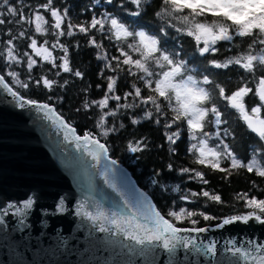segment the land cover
I'll list each match as a JSON object with an SVG mask.
<instances>
[{"label":"snow or ice","instance_id":"1","mask_svg":"<svg viewBox=\"0 0 264 264\" xmlns=\"http://www.w3.org/2000/svg\"><path fill=\"white\" fill-rule=\"evenodd\" d=\"M95 3L105 5L103 11L97 15V9H88L93 13L91 18L73 24L69 9L58 7L56 0H38L34 5L26 0H0V91L10 96L16 107L35 110L63 135L64 141L89 157V167L119 198L108 209L90 199L87 202L91 208L86 207V202L77 201L74 213L90 221L100 233L122 236L123 241L130 242L112 241L127 250L125 264H135L133 257L142 258L144 264H157L161 252L167 254V264H174L178 249L216 257L218 242H204L201 235L211 228L225 229L235 224L264 227V198L250 194L251 190L236 193L234 200L242 204L243 210L216 216L206 210L210 202H226L220 194L201 187L199 191L186 190L178 200L196 204L203 199L202 208L180 206L176 210L174 198L165 213L155 203L153 193L132 183L118 159L113 158L110 137L128 127L125 119L133 127L150 123L162 130L168 151L175 156V146L186 133L187 153L193 157L192 164L199 167L177 169L169 163L168 172L201 185L209 184L202 168L224 173L223 180L241 170L264 180V0ZM150 10L154 20L142 23ZM78 33L96 50L95 58L102 63L97 75L106 82L96 85L97 90L103 91L99 99L90 98V88L83 89L84 99L75 109L85 114L99 110L93 128L78 129L60 111L64 96L55 95L57 90L66 91L74 83V79H65L63 74L84 79L85 73L72 67L71 46L61 40ZM49 36L53 38L51 43ZM40 37H44L42 42ZM185 37L194 44L191 58H186L182 47H166L170 39L182 41ZM18 41L24 42L26 50L22 53ZM57 49L62 54L54 56ZM224 52L232 54L218 59ZM43 65H51L48 73L55 70V77L61 79L49 74L34 76V70ZM20 67H26L25 80L15 70ZM230 68L242 70L234 88L227 86L229 81L217 79L219 71H211ZM122 88L125 90L121 95ZM33 89L48 93L46 99L32 98L29 93ZM233 124L243 128L254 142L249 145L248 156H240L235 149L237 128ZM157 147L163 149L164 145ZM125 149L135 158L150 150V146L146 137H140L129 139ZM161 179V172L155 171L150 184L154 189L167 191L169 186ZM252 187L264 192L255 180ZM94 190L90 185L89 198ZM171 191L184 190L177 184L171 186ZM34 203L32 196L4 203L0 206V225L5 223L4 217H26ZM65 204L61 197L56 212H65ZM19 223L23 225L24 219H19ZM224 243V251L235 258L230 264H264V241L227 239Z\"/></svg>","mask_w":264,"mask_h":264},{"label":"water","instance_id":"2","mask_svg":"<svg viewBox=\"0 0 264 264\" xmlns=\"http://www.w3.org/2000/svg\"><path fill=\"white\" fill-rule=\"evenodd\" d=\"M91 163L35 110L16 107L12 98L0 91V206L29 196L35 200L26 217H4L0 264H125L127 250L112 241L130 242L123 241L122 236L100 233L90 221L74 213L77 201L91 208L90 199L105 209L119 202L96 170L89 167ZM120 167L136 184L129 171ZM90 185L95 190L89 198ZM61 197L65 198L66 211L57 213ZM227 239L264 241V227L251 223L211 228L200 240L218 242L216 257L178 249L174 264H230L235 258L224 251ZM133 259L135 264H144L140 257ZM167 259L161 252L157 264H167Z\"/></svg>","mask_w":264,"mask_h":264},{"label":"trees","instance_id":"3","mask_svg":"<svg viewBox=\"0 0 264 264\" xmlns=\"http://www.w3.org/2000/svg\"><path fill=\"white\" fill-rule=\"evenodd\" d=\"M38 0H26V3L35 4ZM157 4L159 0H156ZM56 5L58 7L64 6L69 9V14L71 17V22L73 24L79 23L82 21H87L92 16V11L88 9L95 8L97 9V15L99 12L103 11L105 5L96 4L95 0H56ZM50 19V18H49ZM131 20V18H127ZM154 20L151 10L149 14L143 18L142 23H151ZM47 27V25H46ZM6 39V37H5ZM44 37H40L41 42ZM49 43L52 41V37L49 36ZM63 42L68 43L71 46V60L73 69H79L85 73L84 79L70 78L68 74H63L65 79H74V83H71L66 91L57 90L55 92L56 96L63 95L64 101L60 106V111L64 115L70 118L71 122L77 126L78 129H83L85 127L93 128L95 119L99 115V110H92L90 113L85 114L83 111L77 113L75 109L80 106L82 100L84 99L83 89L90 88V98L99 99L103 95V91L97 90L96 85L99 83L104 85L106 82L100 79L97 73L102 67V63L97 61L95 58L96 50L89 47L87 44V38L82 34H77L74 37H62ZM20 45L19 51L22 53L26 49L23 47L24 42L18 41ZM79 43V47H77ZM105 45H108L107 41H104ZM0 47H3L0 45ZM166 47L172 49L183 48L186 53V58H191L193 56L194 44L191 42V38L185 37L182 41H177L170 39ZM109 52H112V49L108 48ZM54 56L61 55L60 51L57 49L54 53ZM232 53L224 52L223 55L218 56V59H223L225 56L231 55ZM26 63V62H25ZM51 65H43L37 67L33 75L39 77L42 74H49L51 78L61 79L55 77L53 70L52 73H48V69ZM21 73L20 79L25 80L26 77V67H20L15 69ZM219 71L221 74L217 77L220 81H229L227 86L229 88H234L239 82L240 75L242 70L239 72L236 69L230 68L228 70H211ZM61 82H63L61 80ZM125 89H121V95ZM21 91H23L21 89ZM32 98L39 100H45L48 93L41 90L33 89L29 93ZM59 103V101L57 102ZM253 101H249L251 105ZM91 117V119L89 118ZM111 122V120H110ZM124 123L128 125L125 130H121L117 135L110 137V143L113 146L112 156L113 158L118 159L120 164L125 167L135 183L142 190H147L152 192L154 195L155 203L160 209L165 213L167 212L169 206L172 204V200L177 199L176 210L180 206L187 207L189 209L202 208L203 199L196 204H184L178 200V196L185 194V191L190 189L194 191H199L201 187L214 191L222 196V199L226 202L225 205H215L210 202V206L206 209L208 212L216 216H222L227 214H232L235 212L242 211V204H236L234 197L236 193L249 191L250 194L257 195L260 198H264V192L259 191L252 187V181L255 180L260 189H264V180L255 177L254 175L248 174L243 170L239 174L233 173L228 180H223L221 177L225 175L224 173L212 172L210 169H201L207 173L206 178L209 180L208 185H201L196 181H189L187 177H180L175 172H168L167 165L173 163L178 169L180 167H199L192 164L193 157L187 153V136H185L178 141L177 145V155L172 156L168 151V145L165 142L164 136L162 135V130L153 126L150 123H142L139 126L133 127L129 124L128 120L125 119ZM233 128H237L235 124L232 125ZM146 137L149 142L150 150L143 153H138L134 158L132 154L128 153L125 149V145L129 139ZM253 140L250 138V134H247L243 128H237V141L235 144V149L237 153L242 156H248L250 154L249 145H253ZM163 144V149L157 147L158 145ZM155 171L161 172V183L169 186L167 191H160L154 189L150 184V180ZM179 184L181 189L184 190L181 193H174L171 191V186ZM236 205L232 207V205ZM215 223V222H212ZM203 226V223L201 224Z\"/></svg>","mask_w":264,"mask_h":264}]
</instances>
